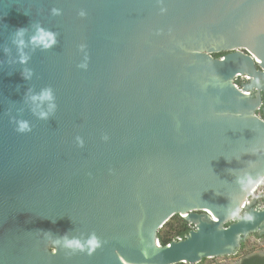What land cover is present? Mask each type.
I'll use <instances>...</instances> for the list:
<instances>
[{"label":"water","instance_id":"obj_1","mask_svg":"<svg viewBox=\"0 0 264 264\" xmlns=\"http://www.w3.org/2000/svg\"><path fill=\"white\" fill-rule=\"evenodd\" d=\"M36 24L56 43L20 64ZM262 97L264 0H0V264H195L264 235L235 179L264 175ZM174 215L191 228L157 247Z\"/></svg>","mask_w":264,"mask_h":264},{"label":"clouds","instance_id":"obj_2","mask_svg":"<svg viewBox=\"0 0 264 264\" xmlns=\"http://www.w3.org/2000/svg\"><path fill=\"white\" fill-rule=\"evenodd\" d=\"M52 14L58 15L59 10L53 8ZM83 15V13H81ZM35 27V32L29 37L28 41H25L24 35L27 32V27H18L14 31V39L13 43L16 45L17 48V62L20 64H26L29 56L28 54L24 51V49L27 47L28 44H31L34 48L35 47H42L44 49L50 48L52 45L56 43L55 39V34L51 32L50 30H47L40 26L39 24L34 25ZM4 52L7 53L8 49L5 48ZM81 67H85L86 65H80ZM21 75L24 79L30 78L31 75V70L29 69H24L21 72ZM239 75V74H237ZM247 94V93H245ZM30 99L33 101L40 100V101H49L50 103L48 104V109L47 111L41 110L39 112H36L35 109H33L34 115H37L39 119L46 120L51 112H53L56 108V105L54 103V94L53 91L50 87H45L41 89L39 94H31ZM16 125H17V131L19 132H26L30 131V125L27 120L23 119H14L13 120ZM79 139V138H78ZM82 143V141H81ZM258 149L254 148L253 151H257ZM228 171H234L233 169H229ZM236 182L240 183L241 185L248 187L251 185V189L249 192V195L254 193L256 191L257 186L259 185H264V175L260 176L259 179L253 181L251 177L247 175V173H244L243 175H236L235 177ZM248 199L245 198L243 203L240 205V208L237 209L235 212L232 213L231 218L236 219L238 217L239 211L243 209L244 205L248 203ZM261 207H264V205H261ZM182 218V217H181ZM246 219L249 221L252 220L253 218L251 216H247ZM42 231V230H40ZM48 235H52L50 231H42ZM63 240V246L71 249L73 252L79 250L80 252H84L85 250L87 251L88 255H91L92 252L100 246V241L98 238L95 236V234H91L89 238L81 242V240L73 237L69 238L68 234L65 232L62 235L57 236L56 242L59 243L60 240ZM157 247H159V244L157 243Z\"/></svg>","mask_w":264,"mask_h":264},{"label":"rangeland","instance_id":"obj_3","mask_svg":"<svg viewBox=\"0 0 264 264\" xmlns=\"http://www.w3.org/2000/svg\"><path fill=\"white\" fill-rule=\"evenodd\" d=\"M260 189L257 188L255 194H254V199L256 200V207H261V205H264V197L260 196V198H257L258 190ZM181 217L179 215H174L171 217L165 225H163L159 229V233L161 235H168L169 237H172V235L175 234V230L180 222ZM174 226V227H171ZM253 235H248L246 238H244V244H241L237 251L233 254H228V255H221L218 257H210V258H205L202 259L199 263L195 264H237L243 257L245 256H250L253 254H260L264 255V241L263 244H253L250 240L253 239ZM177 238V237H175ZM178 264V263H177ZM179 264H188V263H179Z\"/></svg>","mask_w":264,"mask_h":264},{"label":"trees","instance_id":"obj_4","mask_svg":"<svg viewBox=\"0 0 264 264\" xmlns=\"http://www.w3.org/2000/svg\"><path fill=\"white\" fill-rule=\"evenodd\" d=\"M216 56H220V53L216 54ZM236 83L239 85L242 83L241 80H236ZM264 100V97H262ZM259 114L261 115V112L259 111ZM180 222L177 224L178 226L175 227V234L172 235V237H169L168 235H161L158 232V239L160 241V244L165 245L168 244L171 240L175 239V237H183L191 228L189 224L183 219H179ZM171 227H174L171 225ZM245 236L241 237V243L243 242ZM182 263V262H180ZM179 264V263H178ZM240 264H264V255H259V254H253L250 256H245L243 258V261Z\"/></svg>","mask_w":264,"mask_h":264},{"label":"built area","instance_id":"obj_5","mask_svg":"<svg viewBox=\"0 0 264 264\" xmlns=\"http://www.w3.org/2000/svg\"><path fill=\"white\" fill-rule=\"evenodd\" d=\"M260 187V189L258 190V194H257V198H260V196H263L264 197V185H259V186H257V188H259ZM257 188H256V190H257ZM256 192V191H255ZM255 192L254 193H252L251 195H249V198H252V199H254L253 197H254V194H255ZM258 208H261V207H258ZM244 207H243V209H241V211L239 212V214L241 215V214H243L244 213ZM189 226H190V224H189ZM191 227V226H190ZM250 235H253L254 237H253V239H251L250 241L251 242H253V244H255V243H257V244H263V241H264V235H261V236H259V235H256V234H250ZM246 236H248V235H246ZM246 236H245V238H246ZM182 237H177V239H181ZM241 244H244V241L242 242V243H240V246H241ZM199 263V262H198Z\"/></svg>","mask_w":264,"mask_h":264},{"label":"flooded vegetation","instance_id":"obj_6","mask_svg":"<svg viewBox=\"0 0 264 264\" xmlns=\"http://www.w3.org/2000/svg\"><path fill=\"white\" fill-rule=\"evenodd\" d=\"M222 53H223V52H222ZM224 54H225V53H224ZM244 82H249V81L246 80V81H243V83H244ZM241 84H242V83H241ZM241 84H240V85H241ZM263 104H264V102H263ZM259 255H260V254H259ZM243 258H244V257H243ZM243 258H242L237 264H240V263L243 261Z\"/></svg>","mask_w":264,"mask_h":264},{"label":"bare ground","instance_id":"obj_7","mask_svg":"<svg viewBox=\"0 0 264 264\" xmlns=\"http://www.w3.org/2000/svg\"><path fill=\"white\" fill-rule=\"evenodd\" d=\"M257 235V234H256ZM173 240H177V238L173 239ZM158 244H160V241L158 239ZM210 258V257H209ZM182 263H186V262H182Z\"/></svg>","mask_w":264,"mask_h":264},{"label":"snow or ice","instance_id":"obj_8","mask_svg":"<svg viewBox=\"0 0 264 264\" xmlns=\"http://www.w3.org/2000/svg\"><path fill=\"white\" fill-rule=\"evenodd\" d=\"M209 215H211V213H209ZM212 218H213V220H215V219H216V217H215V216H213Z\"/></svg>","mask_w":264,"mask_h":264}]
</instances>
